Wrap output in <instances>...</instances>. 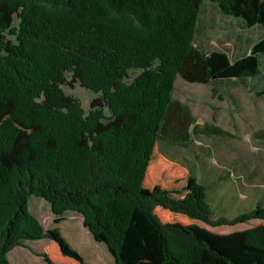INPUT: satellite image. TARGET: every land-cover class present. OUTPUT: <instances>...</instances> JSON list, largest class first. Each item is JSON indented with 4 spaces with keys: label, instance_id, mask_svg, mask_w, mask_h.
Wrapping results in <instances>:
<instances>
[{
    "label": "trees",
    "instance_id": "16d2710c",
    "mask_svg": "<svg viewBox=\"0 0 264 264\" xmlns=\"http://www.w3.org/2000/svg\"><path fill=\"white\" fill-rule=\"evenodd\" d=\"M203 1L0 0V264L35 238L49 239L48 264H91L29 212L32 195L55 222L81 212L115 264H264V224L222 233L200 223L264 219V203L213 218L207 184L158 148L173 118L186 126L171 98L177 74L207 83L260 72L264 36L234 60L194 43ZM211 1L264 27V0ZM76 82L109 116L85 114L63 89Z\"/></svg>",
    "mask_w": 264,
    "mask_h": 264
},
{
    "label": "rangeland",
    "instance_id": "374dc122",
    "mask_svg": "<svg viewBox=\"0 0 264 264\" xmlns=\"http://www.w3.org/2000/svg\"><path fill=\"white\" fill-rule=\"evenodd\" d=\"M18 23L15 15L13 26ZM197 30L194 43L199 48L204 52L223 50L232 60L249 52L264 36V27H247L241 17L222 13L211 0L200 5ZM260 61V72L255 76L196 83L177 74L173 82L171 98L181 107L186 126L179 127L173 118L161 133L158 148L170 159L192 167L198 181L207 184L213 218H232L264 203V100L258 94L264 84V54ZM138 72L131 70L130 78ZM63 89L79 99L86 115L101 109L103 116H109V108L91 107L99 92L77 82ZM27 207L44 229L59 228L66 241L94 264H115L108 246L94 239L84 226L81 212L66 210L55 222L50 203L36 195L30 196ZM200 223L210 231L229 233L264 224V219L217 226ZM25 245L13 248L9 264H48L42 254L50 248L49 239L35 238Z\"/></svg>",
    "mask_w": 264,
    "mask_h": 264
},
{
    "label": "crops",
    "instance_id": "0c3cea01",
    "mask_svg": "<svg viewBox=\"0 0 264 264\" xmlns=\"http://www.w3.org/2000/svg\"><path fill=\"white\" fill-rule=\"evenodd\" d=\"M250 52V51H249ZM248 52H246V53H244V55L245 54H247ZM231 59V58H230ZM65 237V236H64ZM73 245V244H72ZM73 246H75V245H73ZM75 247H77V246H75ZM88 262H90L91 264H94L91 260H88L84 255H82ZM59 264H65V263H59Z\"/></svg>",
    "mask_w": 264,
    "mask_h": 264
}]
</instances>
